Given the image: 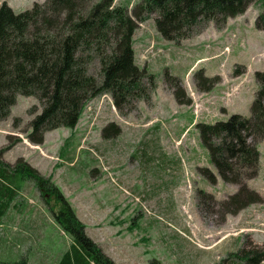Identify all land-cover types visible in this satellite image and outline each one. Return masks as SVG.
Returning <instances> with one entry per match:
<instances>
[{
  "label": "rangeland",
  "instance_id": "obj_1",
  "mask_svg": "<svg viewBox=\"0 0 264 264\" xmlns=\"http://www.w3.org/2000/svg\"><path fill=\"white\" fill-rule=\"evenodd\" d=\"M44 1L0 0V5L19 13ZM257 14V4L251 3L223 28L209 23L178 42L163 40L151 15L133 36L135 63L156 77L150 102L119 112L109 95L90 99L73 129L46 132L43 143L34 145L25 135L41 107L36 98L18 95L9 116L0 119V150H5L0 167L26 163L49 179L86 236L114 264H221L226 259L224 264H232L230 254L242 249L264 251V139L249 141L259 151L258 172L244 182L251 199L235 211L226 201L238 187L202 177L203 169L216 172L195 127L231 114L250 116L254 74L264 61V32L254 28ZM99 69L94 61L88 71L98 77ZM235 69L242 74L234 76ZM165 73L178 80L190 105L175 101ZM198 83L213 86L204 92ZM15 184L12 203L0 218V262L60 264L72 241L54 221L59 204L27 178H16ZM4 192L0 180L2 201Z\"/></svg>",
  "mask_w": 264,
  "mask_h": 264
},
{
  "label": "trees",
  "instance_id": "obj_2",
  "mask_svg": "<svg viewBox=\"0 0 264 264\" xmlns=\"http://www.w3.org/2000/svg\"><path fill=\"white\" fill-rule=\"evenodd\" d=\"M251 3L258 6L254 28L264 32V0H141L133 4L115 3V0H45L19 13L3 2L0 5V119L9 116L18 95L36 98L41 112L30 121V133L25 137L31 144L40 145L46 132L73 129L84 103L90 99L109 95L119 112L129 110L137 102L149 103L157 87L156 77L135 63L133 36L139 24L155 15L157 34L165 41L178 42L209 23L217 29L223 28L227 19L243 15ZM94 61L100 66L98 77L88 71ZM201 71L193 74L195 80L202 75ZM239 72L235 69L234 76H240ZM165 77L172 81L168 86L173 89L175 101L190 105L192 101L184 99L178 80L166 73ZM254 80L257 90L248 118L231 114L225 121L195 125L216 172L215 176L203 169L202 177L212 184L218 177L238 187L226 201L235 211L243 206L245 199H251L244 182L258 172L259 151L249 141L264 139V61L263 70L255 72ZM197 86L200 91L208 92L213 83ZM18 122L15 119L13 126ZM118 133L114 128L113 135ZM4 151L0 150V155ZM23 177L31 180L38 192L45 197L50 195L59 204V215L54 221L72 241L70 252L64 254L60 264H71V259L73 264H114L86 236L84 226L62 201L57 187L26 163L19 162L11 169L0 167V180L7 190L2 195L4 201L0 199V218L12 203L16 178ZM239 252L230 254L232 264L264 261V251ZM0 264L27 262L22 258Z\"/></svg>",
  "mask_w": 264,
  "mask_h": 264
}]
</instances>
